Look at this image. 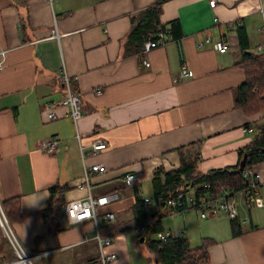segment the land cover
Returning a JSON list of instances; mask_svg holds the SVG:
<instances>
[{
	"label": "crops",
	"instance_id": "obj_1",
	"mask_svg": "<svg viewBox=\"0 0 264 264\" xmlns=\"http://www.w3.org/2000/svg\"><path fill=\"white\" fill-rule=\"evenodd\" d=\"M156 1L0 0V50L6 51L0 68V197L20 195L23 217L11 225L28 253L45 252L37 264H103L97 230L113 237L108 250L116 257L108 264H160L154 250L156 263H149L131 247L118 217L138 218L132 209L138 195L152 202L141 188L151 186L155 169L180 165L178 146L202 141L197 168L206 171L236 164L239 149L253 137L246 124L260 113L249 115L235 106L234 89L244 78V51L264 44V0H218L215 6L209 0H164L161 23L170 29L169 21L179 19L181 36L162 30L164 41L157 46L146 50L144 44L131 45L125 51L131 15ZM236 22L246 27L249 46L241 45ZM219 39L227 51L215 48ZM183 62L193 75H180ZM64 69L73 76L81 101L77 124L61 104ZM49 101L59 116L54 120L44 110ZM55 137L56 152L42 148ZM96 140L107 147L94 151ZM83 159L88 166L103 163L106 168L91 172L94 194L119 196L99 208L97 224L71 222L65 208L57 223L45 218L51 186L65 187L66 204L87 194ZM253 169L262 174L264 193V161ZM128 172L136 174L132 184L123 180ZM263 196L249 205L237 194L239 234H233L231 219L219 212L198 220L197 236L190 230L191 218L177 235L190 242L212 239L208 264H264ZM157 203L151 220L161 228V214L183 211ZM109 211L114 220L105 218ZM0 238L5 242L2 263L13 255L1 228Z\"/></svg>",
	"mask_w": 264,
	"mask_h": 264
},
{
	"label": "trees",
	"instance_id": "obj_2",
	"mask_svg": "<svg viewBox=\"0 0 264 264\" xmlns=\"http://www.w3.org/2000/svg\"><path fill=\"white\" fill-rule=\"evenodd\" d=\"M163 2L164 0H157L131 15V26L125 42V51L126 49L130 50L131 45L137 47L144 44L147 39L155 40L153 38L159 37L158 32L160 30L166 32L171 30L173 36H181V22L179 19L169 21L170 29L165 28L166 26L161 23L160 14ZM241 24L243 22H236L240 43L243 47L249 46L246 27ZM242 63L245 74L243 81L234 89L235 106L241 107L246 114L260 113V116L254 123L249 122L246 124L252 128L250 132L253 133V137L239 149L237 163L200 171L197 164L202 158V141L188 145L189 147L194 146V148H191L192 150L186 145H180L177 147L180 152V165L171 169L159 167L154 171L151 183L155 198L160 193L164 197H168L180 191L189 192L191 189H193L192 193L197 196H206L207 193L218 195L242 190L250 186L251 178L245 174V171L253 169L255 164L264 161V50L246 49L243 53ZM245 154L247 156L245 167L240 169L239 166ZM204 183H208V186H204ZM50 188L52 193L49 202L43 209V213L45 218L50 216V220L57 223L64 214L66 201L63 192L65 187L55 184ZM145 198L138 195L132 207L138 215V218H136L137 224L151 221V201L150 198L149 200ZM1 201L10 221L23 217L20 195L1 198ZM160 203L166 202L161 201ZM178 208L186 210L184 207ZM230 219L233 223V234L241 233L239 218L230 217ZM57 228L59 229L58 226ZM160 228L158 223L154 221V225L141 234L140 237L143 236L146 239L147 233L155 232ZM148 241L160 264H208L210 259L208 247L212 239L207 237L203 238L202 243L195 247L191 245L189 238L184 235L171 237L168 241L149 237Z\"/></svg>",
	"mask_w": 264,
	"mask_h": 264
},
{
	"label": "built area",
	"instance_id": "obj_3",
	"mask_svg": "<svg viewBox=\"0 0 264 264\" xmlns=\"http://www.w3.org/2000/svg\"><path fill=\"white\" fill-rule=\"evenodd\" d=\"M218 0H209L211 6H215ZM260 31L264 32V23L260 27ZM53 35L58 36V31L53 29ZM159 39L148 40L144 43V48L146 50L151 47L157 46L160 41H164L162 38L165 35V32L160 30L158 32ZM214 46L216 49L220 51H227L228 45L225 41L219 39L214 42ZM258 50H264V44L258 45ZM5 50H0V68L3 67V61L5 58ZM147 64H150V61H145ZM194 71L186 62H183L180 66V75L181 76H189L193 75ZM60 80L65 86V95L61 99V104L69 107V113L73 118V121L77 124L78 120L82 117V106L79 97V93L73 89L72 80L73 76L66 71L63 70ZM54 102H47L44 105V110H46V115L49 120H54L58 118V114L56 112ZM251 131V127H248ZM59 140L55 138L48 139L43 142L42 148L48 152H56L58 150ZM107 147L105 141L96 140L92 143V149L100 150ZM82 152L84 157V147L82 146ZM84 160V159H83ZM105 166L103 163H94L88 166L84 160V175H83V183H85V187L87 188V194L84 197H79L68 201L65 206V215L67 219L71 222H80L85 220H94L97 224V217L99 214V208L111 200L117 198L119 195L117 193H108L102 195H95L92 191L91 186V172H102L105 171ZM245 174L250 176V186L242 189L236 190L234 192L230 191L222 194H210L207 193L206 196H197L192 192H178L173 196L164 197L163 194L157 195V201H164L167 204L180 207L185 209H194L199 212L201 217H207L209 213H217L223 212L226 213L229 217L235 218L239 215V200L237 198V194H241L245 199L247 204H251L252 201L264 195V193L260 190V184L262 182V174L260 171H256L254 169H248L245 171ZM136 179V174L134 173H126L124 175L123 180L126 184H132ZM204 186H208V183H204ZM230 193V194H229ZM264 197V196H263ZM149 200L148 197L145 198ZM116 217L113 211L107 212L105 218L109 220H114ZM154 225V221L145 222L136 224L135 228L139 233H145L150 227ZM0 226L3 229L4 235L10 241V245L15 253V257L12 259H7L0 264H36V258L45 254V252L37 253V254H28L21 243V241L16 236L11 222L3 208L2 201L0 198ZM157 234V238L161 241H168L171 237L177 236L171 229L168 228H160L155 231ZM96 238L99 244V257L103 264H108V262L116 257L115 252H110L108 250V246L113 243V237L110 235L102 236L100 232L97 230Z\"/></svg>",
	"mask_w": 264,
	"mask_h": 264
},
{
	"label": "rangeland",
	"instance_id": "obj_4",
	"mask_svg": "<svg viewBox=\"0 0 264 264\" xmlns=\"http://www.w3.org/2000/svg\"><path fill=\"white\" fill-rule=\"evenodd\" d=\"M151 186H152V183H151ZM151 186L149 184L147 185V183H146V184L143 185V187L141 189H142V193L143 194H145L146 196H151L152 197V202H151V204H152V208L151 209L152 210L151 211L157 212L158 203L155 200L156 198L153 195V191H152L153 189L151 188ZM156 215L159 216L158 213H156ZM161 215L163 216L162 217V222H163L164 227L168 228V229H171L175 234L180 233L183 230V228H185V227L188 228V226H189L188 218L193 219L194 222L193 221L191 222L190 230H191L192 233L195 232L196 236L198 234V220L210 219V218H200L201 216H200L199 212H197L194 209H186V210H183L182 212L164 213V214H161ZM222 215H224L228 219H230V217L228 215H226L224 213ZM118 218H119V220H121L120 221V223H121L120 231H125L126 235L129 236L128 237V242H130L131 247H133V248L135 247V248L139 249L138 254L139 255L143 254L145 259L147 261H149V263L150 262L156 263L154 261V254L151 252V251H153V249L150 247V244H149V241H148L149 237L157 238L156 232L147 233V238L144 239V240H141L140 239V235L141 234L139 235L138 231L135 228V226L137 224L135 218H129L128 217V218L123 219L122 216H119ZM118 224H117V227H119ZM0 228H1V226H0ZM2 231H3V229H2ZM117 232H119V231L115 230L114 234H116ZM3 240L0 238V251L3 250L2 246L5 244V242H3ZM191 242H192L193 246H196V245H199L202 242V239L200 237L199 238L196 237V239L192 240ZM2 243H4V244H2ZM9 244H11L10 241H9ZM10 251H11V254L13 255L10 259H12V258L15 257V253H14V250L12 248V245H10ZM26 252H27V250H26ZM28 254H30V253H28Z\"/></svg>",
	"mask_w": 264,
	"mask_h": 264
},
{
	"label": "water",
	"instance_id": "obj_5",
	"mask_svg": "<svg viewBox=\"0 0 264 264\" xmlns=\"http://www.w3.org/2000/svg\"><path fill=\"white\" fill-rule=\"evenodd\" d=\"M246 158H247V156H246V154H245V155L243 156V159L241 160V163H240V166H239L240 169H243V168L245 167ZM140 239H141V240H144V237L142 236Z\"/></svg>",
	"mask_w": 264,
	"mask_h": 264
}]
</instances>
